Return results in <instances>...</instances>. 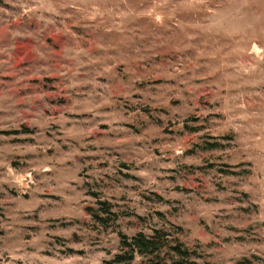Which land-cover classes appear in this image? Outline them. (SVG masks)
Segmentation results:
<instances>
[{
	"label": "rangeland",
	"instance_id": "obj_1",
	"mask_svg": "<svg viewBox=\"0 0 264 264\" xmlns=\"http://www.w3.org/2000/svg\"><path fill=\"white\" fill-rule=\"evenodd\" d=\"M155 229L264 264V0H0V264Z\"/></svg>",
	"mask_w": 264,
	"mask_h": 264
},
{
	"label": "trees",
	"instance_id": "obj_2",
	"mask_svg": "<svg viewBox=\"0 0 264 264\" xmlns=\"http://www.w3.org/2000/svg\"><path fill=\"white\" fill-rule=\"evenodd\" d=\"M98 204L99 211L92 207L88 208L97 222L108 225L109 219H112L111 221L116 219L117 214L112 211L109 201L99 199ZM120 236L119 253L106 260L104 264H134L139 256L148 257L152 264H196L193 260L195 251L181 240L179 232L172 234L163 229H155L150 235L140 231L131 237L123 233H120Z\"/></svg>",
	"mask_w": 264,
	"mask_h": 264
}]
</instances>
